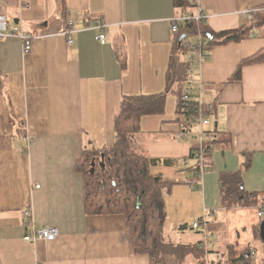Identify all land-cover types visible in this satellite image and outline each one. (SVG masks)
I'll return each mask as SVG.
<instances>
[{"label": "crops", "instance_id": "obj_1", "mask_svg": "<svg viewBox=\"0 0 264 264\" xmlns=\"http://www.w3.org/2000/svg\"><path fill=\"white\" fill-rule=\"evenodd\" d=\"M194 2L213 32L251 28L244 40L211 47L196 76L207 106L205 130L215 148L203 157L204 171L195 182L190 154L197 142L177 137L178 83L162 114L141 118L136 147L174 162L152 168L174 182L165 197V234L176 238L175 245L200 243L203 235L185 219H199L208 210L207 234L220 254L215 264H223L230 252L262 245L264 212L261 217L257 212L264 206V63L242 62L264 51V25L255 26L244 15L264 11V0ZM175 3L0 0L8 29L18 27L31 38L28 53L17 37L0 41V264H150L147 256L131 252L125 216L86 213L78 166L85 154H102L113 144L123 97L166 89L177 40L170 20L181 10H195ZM68 21L73 22L69 37L62 35ZM96 21L103 30L93 29ZM101 33L105 45L95 39ZM240 64V81H230ZM234 174L239 187L223 200L230 189L222 179ZM43 227L57 228L58 237L24 241L29 230Z\"/></svg>", "mask_w": 264, "mask_h": 264}, {"label": "trees", "instance_id": "obj_2", "mask_svg": "<svg viewBox=\"0 0 264 264\" xmlns=\"http://www.w3.org/2000/svg\"><path fill=\"white\" fill-rule=\"evenodd\" d=\"M189 1L176 0L175 4L176 7L181 9L186 8L187 4L192 5L195 10L189 14L195 15L198 7H195L194 0ZM181 14H184V11L181 10ZM252 14V18L248 22L253 23L255 26H263L264 11H257ZM177 32V40L174 42L167 73V87L164 92L156 95L123 97L119 113L114 121L115 139L113 144L105 148L102 154H85L78 166L83 176L86 213L121 214L125 216L131 252L134 255L147 256L150 259V264H167V260L171 257L174 258L175 264H181L185 256L189 255L195 256L198 260L201 250L199 243L195 245H175L167 243L164 239L163 229L168 215L165 207V197L170 192L174 182L152 173V168L160 165L168 167L174 162L168 158H151L137 149L136 143L141 132L140 120L144 116L160 115L164 112L166 96L172 91V86L175 83L179 84L177 90L178 120L183 115L187 117L194 115L196 117L201 112L207 113L206 105L199 107L195 104L197 84H192V88H190L191 102L188 108L185 112L180 109V96L188 88L189 74V64L184 59V54L189 52L188 45H186V41L178 44V40L183 34L186 35L185 40H190L191 37L200 32L203 39H207L208 47H213L214 45L238 42L248 38L251 28L242 27L232 31L213 32L206 25V19L203 18L202 20L182 23ZM207 35L211 36V39H208ZM242 63L247 65L264 63V51L247 58ZM241 64L230 81H240ZM209 135L212 137V134L209 133ZM209 140V142H204L202 145L197 143L192 147L190 157L193 160L195 159V164L191 170L194 173L195 181L200 179V149L204 148V157L215 148V139ZM204 144L206 147H204ZM96 156L102 157L103 160L98 163L94 160ZM91 162L94 163V166ZM222 184L230 189L224 195L225 199L223 200H226L229 192L239 187L240 181L234 174L223 178ZM252 196L255 198L254 195ZM255 203L253 202L250 206L254 207ZM227 257L228 260L225 264H253L250 263L253 258L247 255L245 251L238 254L230 252Z\"/></svg>", "mask_w": 264, "mask_h": 264}, {"label": "built area", "instance_id": "obj_3", "mask_svg": "<svg viewBox=\"0 0 264 264\" xmlns=\"http://www.w3.org/2000/svg\"><path fill=\"white\" fill-rule=\"evenodd\" d=\"M264 10V9H263ZM259 11V10H258ZM257 12V10H248L244 13L247 20H250L252 18V13ZM203 11L200 9V7L197 8L195 15H191L189 13L187 14H181L179 16H176L170 20L171 27L170 31L173 35H176L181 28V24L185 22H190L192 20H202L203 18L206 19L207 16L203 15ZM72 21H68L66 24V29L62 33L63 36L69 37V35L73 32L72 31ZM93 29L103 30V24L101 21H96L95 27ZM197 41L195 43H191V40H185L187 47L189 48V54L187 55V62L189 64L188 68V88L184 90L180 96V105L181 110L185 112V110L188 108L191 102V96H190V88H192V84H197V98L195 104L197 106L204 105L202 102V84L197 79V74L199 72V69L202 65V63L207 60L211 54V47H208V41L207 39H203V36L200 32L197 34ZM8 37H17L22 41V48L24 53H28L31 50V38L27 34H24L23 32H20V29L18 27L13 28L12 30H9L6 24V17L3 15H0V41L3 38ZM96 41L99 42L101 45H105L106 43V37L103 33L95 37ZM68 44H71V40L68 39ZM209 124V121L207 119V115L205 112L199 113L196 117L194 115H191L187 117L186 115H183L182 118H180L179 122V130L177 137L178 139H183L187 136L194 138V141H196L199 145H202L204 142H209V139H212L210 137L209 133L205 130V127ZM26 139L27 145H29L30 141ZM204 147L206 145L204 144ZM203 152L204 148L200 149L199 159L201 163V170L199 174V178L201 177L202 172L204 171L202 159H203ZM199 181V180H196ZM195 181V182H196ZM192 183V188L195 190L198 189L196 183ZM264 212V206H261L257 212L258 217H261ZM208 213V210L204 209L202 211V215L199 219L194 220L191 224L192 230H199L201 234L203 235L202 241L199 243V248L201 250V255L197 261V264H215L220 260V254H215L217 261L211 260L209 258L210 253H213L211 247H212V241L209 235L207 234V220H206V214ZM26 215H29V212L25 213ZM27 235H24L23 239L27 242H35L38 240H44L47 242L54 241L58 237V230L55 227H43L40 229L32 228L29 230ZM214 238V237H213ZM252 258L256 257L255 250H250L249 254Z\"/></svg>", "mask_w": 264, "mask_h": 264}, {"label": "rangeland", "instance_id": "obj_4", "mask_svg": "<svg viewBox=\"0 0 264 264\" xmlns=\"http://www.w3.org/2000/svg\"><path fill=\"white\" fill-rule=\"evenodd\" d=\"M12 27H13V26H12ZM12 27H11V28H12ZM12 29H13V28H12ZM12 29H9V30H12ZM191 39H192V40H191ZM190 40L192 41V42H191L192 44L195 43V42L197 41V39H195V38H193V37H191ZM188 54H189V53H188ZM188 54H187V53L184 54V58H187V55H188ZM92 162H93V161H92ZM92 162H91V163H92ZM97 162H98V161H97ZM98 163H99V162H98ZM199 216H200V215H199ZM199 216H198V217H199ZM197 219H198V218H196V217H194V216H188V217H186V219H185V224H187V226H188V228H189V225L192 224L193 221H194V220H197ZM190 227H191V225H190ZM164 231L168 232V229L164 228V230H163V236H164L165 241H166L167 243H170V244H175V243H176V238H174V236H173L172 234H170V235H166ZM257 237H258V234H257ZM253 248H254V247H253ZM256 248H258V247H256ZM211 249H212V251H213V253H210V255H213L211 260H214V261L216 262L217 259H215V258H216V255H215V254L218 253V252L216 251V246H215V247H211ZM250 250H255V252H256V257L253 258V259H252V262H250V263H253V264H262V262H264V245L262 244L261 247H260V249H259V248H258V249H251V248H248V249H246V250H244V251H245V253L248 252V254H249ZM241 252H242V251H240V253H241ZM236 253L238 254L239 252H236ZM227 260H228V257H225V258L222 260V261H223V264H225ZM194 262H195V258L192 257V255H191V256H189L188 258L183 259V261H182L181 264H192V263H194ZM167 264H175L174 258L171 257V259H168V260H167Z\"/></svg>", "mask_w": 264, "mask_h": 264}, {"label": "water", "instance_id": "obj_5", "mask_svg": "<svg viewBox=\"0 0 264 264\" xmlns=\"http://www.w3.org/2000/svg\"><path fill=\"white\" fill-rule=\"evenodd\" d=\"M186 37L185 34H183L179 40H178V44H181V42L183 41V39ZM208 39H211V36L207 35ZM92 166H94V163H92ZM93 170V169H92ZM259 239L261 241V243L264 245V219L261 221L260 226H259Z\"/></svg>", "mask_w": 264, "mask_h": 264}]
</instances>
